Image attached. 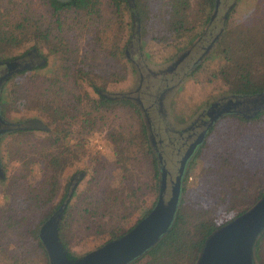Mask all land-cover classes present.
<instances>
[{
  "label": "rangeland",
  "instance_id": "rangeland-1",
  "mask_svg": "<svg viewBox=\"0 0 264 264\" xmlns=\"http://www.w3.org/2000/svg\"><path fill=\"white\" fill-rule=\"evenodd\" d=\"M42 1L0 0V60L22 55L32 46L33 43L25 40L19 23L28 16L45 14ZM143 2L149 6L147 27L140 23L138 34L133 21L117 57L116 36H110L109 43L99 49L104 60L98 66L101 75L97 80L106 94L115 99L129 98L138 104L141 116L124 105L99 106L96 103L99 94L86 82L74 84L69 75L67 82L64 80L65 92L49 93L53 107L59 105L61 114H54L55 122L48 123V118L40 113L46 110L47 97L41 95L44 81L60 75L66 61L46 47L34 48L46 57V67L5 82L0 98L9 120L23 123L39 119L48 127L28 128L6 139L7 177L0 183V234L9 202H14L10 213L17 214L18 206H24L17 195L28 190V186H45L48 159L54 156L61 164V189L55 202L65 186L70 187L75 173L84 170L88 173L78 186V190L87 191L82 200L85 210L80 211L79 205L77 211L63 215L60 225H64V235L71 248L80 254L99 248L112 233L121 234L139 217L141 220L158 198L160 171L154 175L151 160L144 150L140 134L142 123L147 124L149 118L148 125L153 126L158 138H164L166 143L168 138L161 113L149 107L152 99L146 92L158 94L170 83L164 104L167 122L182 130L220 97L249 94L242 74L254 82L264 79V0H224L215 25L211 26L209 21H201L203 0H189L188 28L179 36L172 30L169 0ZM231 3L233 7L224 30L195 63L205 50L202 45L206 46L219 33ZM9 32L13 34L10 39L6 37ZM201 37L203 40L199 42ZM80 45L83 52L88 51V59L93 50L88 45V37H81ZM175 63H180L176 74L155 75L169 70L177 65ZM87 65L88 60L85 61ZM148 68L154 71L150 77L147 76L151 74ZM4 69L0 65V75ZM140 72L145 75L142 84ZM136 93L142 96L144 104L137 97H131ZM244 119L250 118L238 114L221 116L185 167L184 187L187 185V190L184 192L183 188V211L198 236L250 209L264 192V115L253 123ZM171 154L165 155L177 160L183 151L175 148ZM176 169L177 164L172 170ZM91 199L94 203L86 207ZM199 220H205L204 225L196 231ZM20 239L21 235L12 230L0 236V264H13L17 255L24 257L28 251L35 256V247L31 243L21 246ZM200 252L179 264H196ZM148 253L131 264H147ZM255 259L256 264H264V237Z\"/></svg>",
  "mask_w": 264,
  "mask_h": 264
},
{
  "label": "trees",
  "instance_id": "trees-1",
  "mask_svg": "<svg viewBox=\"0 0 264 264\" xmlns=\"http://www.w3.org/2000/svg\"><path fill=\"white\" fill-rule=\"evenodd\" d=\"M135 2L136 6L133 8L130 0H43L42 3L46 7L45 14L28 16L24 19V22L19 23V28L22 33H24L25 40L29 43H33L31 47L25 49L24 53L34 48L39 50L42 47H46L53 53L60 54L63 60L66 61L65 66L60 70V75L49 79L45 78L46 82L44 81L45 84L43 85L41 95L47 97L45 102L46 110L41 111L40 113L48 118V123L55 122L53 117L54 114H61L59 111L61 107H59V105L53 107V101L48 97L49 93L55 92L56 95H58L59 92H65L66 84L64 83V80L67 82L69 75H71L70 79L73 80L74 84L86 82L96 93L99 94V98L96 101L99 106L109 107L115 104L124 105L131 107L139 116H141V108L138 104L129 98L115 99L100 93L101 90L103 91L104 86H101L97 81L101 75V72L99 74L98 66L101 64V61L104 60V57L99 55V49L109 43L110 36H116L117 57L119 49H121V42L126 34L132 29L131 24L134 21V12L138 15L142 26L147 27L148 25V4L143 2V0H135ZM215 4L216 0H203L201 10L202 23L210 21L215 9ZM168 5L172 16V30L177 36L182 35L188 28L187 12L190 7L189 0H169ZM84 35L88 37V45L93 49L90 50L91 52L89 54H91V56L88 59H86L88 51L83 52V47L80 45V38L84 37ZM6 37L10 39L13 37V34L9 32ZM85 59L88 60L87 66H85ZM71 60L73 62H71ZM46 65L47 61L43 65H39V67H46ZM243 72L245 73V68L243 69ZM241 77L244 78V82L247 83V92L249 94H256L264 91V79H261L262 81L256 80L254 82L252 78L247 77L246 75L242 74ZM73 93L76 94V91L74 90ZM78 97L80 98V96ZM263 115L264 111L259 112L256 116H253L250 119L244 120L253 123L254 120H257ZM45 124L46 126L48 125L46 122ZM140 134L143 140L144 150L151 160L154 175L159 174L160 162L151 144L150 134L146 123H142ZM211 134L212 131H210L209 135ZM254 138L257 139V135H254ZM237 143H240V140H238ZM47 169L49 172L48 179L44 182L45 186L42 188H40L41 186H28V190L25 189L22 194L17 195V200L21 201V204L24 205L22 207L20 205L18 206L17 214L10 213V211H12V205L14 204L13 201L9 202V208L7 207L4 210V225L0 236L6 234L9 230H12L14 234L21 235L20 241L23 242L21 246L31 243L33 247H35V256L28 251L29 253L24 257H18L17 255L13 264L50 263L47 250L40 241L38 232L42 224L64 202L69 187L68 185L65 186L60 199L55 202V198L58 196L59 190L61 189L59 185L61 164L58 157L53 156L48 159ZM83 172H85V175L79 181L68 205L66 206L64 212L65 216L69 212L77 211L79 205L80 211L85 210L83 204L85 201L83 202L82 200L87 194V191L84 189L78 190L79 184L88 175L85 170ZM188 177L189 176L186 177V183ZM186 190L187 185L184 187V192ZM263 196L264 192L260 194L259 199ZM51 203H54V205H50ZM93 203L94 201L91 199L86 207L91 206ZM184 203L185 199H182L175 222L169 232L149 251L147 255L149 256L147 264H179L191 260L195 253L197 255L198 252L201 251L208 235L217 227L228 222L227 220L219 226L211 227L207 233H199L198 236L197 233L192 230L193 228L190 226L191 223L188 222L190 219L185 214V211H183ZM150 209L148 211H150ZM245 211L246 210H243L241 213H244ZM139 220L140 217L121 234L112 233L102 244L104 245L129 232ZM204 221L205 220H199V223L195 226L196 231L198 228H203L202 225H204ZM63 226L64 225H60L59 232L60 238L67 250L68 257L74 261L86 255L88 252L80 254L71 248L70 241L64 235ZM16 231L18 233H16ZM263 237L264 231L256 243V255L261 251ZM32 239L34 240L32 241ZM4 250L5 248L2 249V251ZM4 264H8V262H5Z\"/></svg>",
  "mask_w": 264,
  "mask_h": 264
},
{
  "label": "water",
  "instance_id": "water-1",
  "mask_svg": "<svg viewBox=\"0 0 264 264\" xmlns=\"http://www.w3.org/2000/svg\"><path fill=\"white\" fill-rule=\"evenodd\" d=\"M130 2L134 8L136 6L135 0H130ZM133 17L136 31L140 34V20L136 12H134ZM45 61L43 59L39 65H43L46 63ZM100 93L114 98L102 90ZM248 99L252 102L256 114L264 110V92ZM227 111L228 109H222L216 113L208 112L206 114L207 119L201 124L198 131L202 132L190 144L178 169H170L168 174V170L164 169L161 166V160L159 161L158 198L152 209L129 232L73 261L67 255V250L60 238L59 227L66 206L79 181L85 175L83 171L75 173L70 181L69 191L64 202L42 224L39 230V239L47 250L50 264H131L154 248L169 232L175 222L183 194L185 167H187L193 154L203 144L209 129ZM246 117L251 118L253 115ZM29 122L37 123L40 128H46L42 120L30 119L25 122V125H28ZM148 122L149 118H147V125ZM25 125L24 128L31 127ZM148 129L151 130L149 125ZM151 144L154 146L152 140ZM263 231L264 196L250 209L212 232L206 239L196 264H256L255 245Z\"/></svg>",
  "mask_w": 264,
  "mask_h": 264
},
{
  "label": "flooded vegetation",
  "instance_id": "flooded-vegetation-1",
  "mask_svg": "<svg viewBox=\"0 0 264 264\" xmlns=\"http://www.w3.org/2000/svg\"><path fill=\"white\" fill-rule=\"evenodd\" d=\"M222 1H224V0H216L217 5L215 4V9H214L213 14H212L213 18L211 17V19L209 21V26L215 25L214 22L216 21L218 15H219ZM232 7H233L232 3L228 5L226 13L223 16V23L219 29V33L216 34L212 38V40L209 43H207L206 46L202 45L205 50L198 57V59L195 61V63L204 54H206L208 48H210L216 42V40L219 38L220 33L224 30L225 22L227 20L228 14H229L230 10L232 9ZM202 40H203V37L200 38L199 42H201ZM43 59H45L47 61L46 57L41 52H38L37 49H32L30 51H27L26 53H23L22 55L11 58L9 60H7V59L6 60H0V65L5 67L3 74L0 75V96H1V90L4 87L5 82L7 83V81H9L12 77H16V76L19 77L20 75L29 73L33 69H37L39 67V63ZM179 64L175 65L174 67L170 68L169 70L162 71V73L161 72L155 73V75H159V74L173 75V74H176L177 73L176 70H177V67ZM148 70L151 71V74H147V76L150 77V75L154 74L153 73L154 71H152L149 68H148ZM139 76H140V83L141 84H142V82L144 83L145 75L142 72H140ZM141 84H140V86H141ZM142 86H144V85H142ZM170 89H171L170 83H166V86L163 88V91H160L158 94L146 92V94H148V95L150 94V99H152L149 107H151V109H157L158 112L161 113V116H162L161 120L164 122V127H165V131H166L167 138H168L167 143H166V140L164 138H158V134L155 131H153V126L150 127L151 130H149L150 131L149 134H150L151 140L153 142V145H154L153 147H154V150L156 151L157 157H158V159L160 158L159 161L161 160V166L164 169L168 170V174H169L170 169L174 168L175 164H177V169L181 166V160L184 158L186 152L188 151L190 144L193 141H195L198 138V135L202 132V131H200V132H198V131L200 130L201 124H203V122L206 121V119H207L206 114L208 112H211V113L215 112L216 113L219 110L228 109V111L225 112L226 114H238V115H242L245 117L251 116V115L256 116L258 114V113L256 114V112H254L253 104H252V102L249 101L248 98H251L254 95H257L259 93L246 94V95L231 94L228 96L220 97V99H217L214 102H212L206 109H204L198 115V117L195 119V121H193L189 126H187L186 128H184L182 130H178L175 127H173L170 123L167 122V114H166L165 109H164L165 98H166ZM260 93H262V92H260ZM131 97H137V99H139V101L144 104V100H143L142 96L137 95V93H136V95L131 96ZM143 97H148V96L144 95ZM1 101H2V99L0 98V183L4 182L6 180V177H7V163H6V160H7V146H6L7 140L6 139L12 133H16V132L28 129V128H24L26 121L22 123V122H15V121L9 120L6 112H4L2 110ZM145 109H146V107H145ZM146 112H147V109H146ZM27 124L28 125H25V126H31L29 128L39 127V125L37 123L33 124V123L29 122ZM180 142H182V143L180 144ZM175 148H178L180 151H183L182 157L177 159V160H175L172 157L169 159L167 157V155H165V154L167 152H169L170 155H172L171 152L174 153Z\"/></svg>",
  "mask_w": 264,
  "mask_h": 264
}]
</instances>
